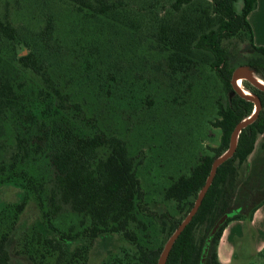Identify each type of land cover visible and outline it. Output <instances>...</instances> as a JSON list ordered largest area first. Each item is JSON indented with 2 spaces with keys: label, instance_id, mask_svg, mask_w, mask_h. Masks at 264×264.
<instances>
[{
  "label": "trees",
  "instance_id": "16d2710c",
  "mask_svg": "<svg viewBox=\"0 0 264 264\" xmlns=\"http://www.w3.org/2000/svg\"><path fill=\"white\" fill-rule=\"evenodd\" d=\"M25 1L24 6L22 0H0V43L7 46L0 47V184L21 179L48 223L67 214L79 217L80 232L74 233L75 225L45 239L46 250L58 252L54 264H88L93 241L109 234L131 242L132 264H158L165 246L159 233L170 237L184 220L214 160L255 109L233 88L232 74L247 66L264 78V47L254 43L248 20L257 0H147L141 8L125 0ZM143 24L148 35L140 38L154 44L169 77L187 79L209 66L225 95L216 100L219 146L201 154L188 171L170 176L161 190L185 215L180 218L150 204L139 176L144 157L138 148L133 152L131 138L146 143V111L133 113L121 107L122 98L119 105L114 101L126 66L114 54L112 31L126 28L137 35ZM234 38L243 47L233 49ZM243 84L261 100L258 117L242 129L234 154L218 167L166 264H221L217 246L226 227L251 219L264 203L263 197L251 205V193L238 197L242 166L264 137V91L247 80ZM190 85L189 95L195 86ZM78 239L82 245L68 255L67 246ZM0 264H11L8 234L0 236Z\"/></svg>",
  "mask_w": 264,
  "mask_h": 264
},
{
  "label": "rangeland",
  "instance_id": "374dc122",
  "mask_svg": "<svg viewBox=\"0 0 264 264\" xmlns=\"http://www.w3.org/2000/svg\"><path fill=\"white\" fill-rule=\"evenodd\" d=\"M125 1L141 8L147 0ZM30 2L35 3V0ZM22 3L27 2L22 0ZM20 25L23 26L22 23ZM28 25L34 28L32 24ZM124 29L112 31L111 37L114 54L120 55L118 58L123 59L126 66L119 78L120 90L114 101L119 105L118 99L122 98L121 107L131 108L133 113L146 111L142 122L146 127L143 133L146 143L142 144V139L137 142L133 136L131 149L133 152L140 149L144 157L138 171L147 200L157 211L170 209L176 217H184L174 202L164 200L161 190L170 183V176L179 174L181 170L188 171L201 154H213L211 148L219 146L222 131L214 122L218 117L216 100L225 96L222 84L209 66L201 67V72H193L187 79L169 77L163 58L154 50V44L145 38L148 30L144 24L143 31L137 35ZM22 31L30 33V29ZM142 33L144 38H140ZM0 47L7 48L3 43ZM231 47L241 48L243 44L234 38ZM190 83L195 85L191 95L187 94L191 91L187 89ZM183 99L187 103L180 105ZM263 140L264 137H260L247 165L242 166L238 184V197L251 193V205L264 197ZM236 222L234 220L231 224L234 226ZM78 224L79 217L75 214H67L48 223L35 194L21 179L0 184V236H9L11 264H54L58 252L47 251L45 239L68 233L75 225L74 233L80 232ZM168 239L159 233V242L164 240L166 244ZM248 241L242 243L246 255L236 259L234 264H264V253L247 256L250 252L246 248ZM82 243L78 239L69 244L68 255ZM133 253L134 246L122 234H109L93 241L88 264H116L114 260L118 256L121 258L119 264H132Z\"/></svg>",
  "mask_w": 264,
  "mask_h": 264
},
{
  "label": "crops",
  "instance_id": "0c3cea01",
  "mask_svg": "<svg viewBox=\"0 0 264 264\" xmlns=\"http://www.w3.org/2000/svg\"><path fill=\"white\" fill-rule=\"evenodd\" d=\"M248 20L253 29L254 43L264 47V0H257L256 7L248 14ZM243 241L249 242L248 246L245 245L250 251L247 256L264 251V203L255 210L251 219L237 220L234 226L230 223L226 227L218 245L222 264H234L236 259H242L246 253Z\"/></svg>",
  "mask_w": 264,
  "mask_h": 264
},
{
  "label": "water",
  "instance_id": "95a60500",
  "mask_svg": "<svg viewBox=\"0 0 264 264\" xmlns=\"http://www.w3.org/2000/svg\"><path fill=\"white\" fill-rule=\"evenodd\" d=\"M255 73L247 66H240L238 68H236L232 74V85H233V88L239 93L241 94L243 97L247 98L248 100H251L254 102L255 104V109L253 111V113L247 117L246 119H244L243 121H241L237 126L236 128L234 129L232 135H231V140H230V146L229 148L223 153L221 154L220 156H218L213 164H212V167H211V171H210V174L208 175L207 179H206V182L204 184V186L202 187V189L200 190L199 194H198V197L193 205V207L191 208L190 212L187 214V216L184 218V220L179 224V226L176 228V230L173 232V234L169 237V239L167 240L162 252H161V255L159 257V261H158V264H166V261H167V258H168V255L175 243V241L177 240V238L179 237V235L182 233V231L185 229V227L189 224V222L192 220V218L194 217V215L197 213L202 201H203V198L205 197L210 185L212 184L214 178H215V175L217 173V169L218 167L225 161L227 160L228 158H230L235 150H236V147H237V141H238V136L240 134V132L242 131V129L244 127H246L248 124L252 123L257 117H258V114H259V110L262 106V103H261V100L260 98L254 94L255 96H250L246 93H244L240 87L238 86L237 84V81L239 78H241L242 80H247L249 82H251L253 85H255L256 87H258L259 89L263 90L264 91V84H260L258 83L255 78H254V75ZM256 75V74H255ZM258 76V75H257ZM261 78V77H260ZM262 79V78H261ZM264 80V79H262ZM224 220V217H222L219 222L216 224V226L212 229L209 237H208V240L211 239V237L213 236V234L217 231L219 225L223 222Z\"/></svg>",
  "mask_w": 264,
  "mask_h": 264
},
{
  "label": "bare ground",
  "instance_id": "6f19581e",
  "mask_svg": "<svg viewBox=\"0 0 264 264\" xmlns=\"http://www.w3.org/2000/svg\"><path fill=\"white\" fill-rule=\"evenodd\" d=\"M254 76V78H255V80L258 82V83H260V84H264V80H262L259 76H257V75H253ZM243 80L241 79V78H239L238 79V81H237V84H238V86L240 87V89L244 92V93H246V94H248V95H250V96H255L253 93H251L250 92V90H248L247 88H245L244 86H243Z\"/></svg>",
  "mask_w": 264,
  "mask_h": 264
}]
</instances>
